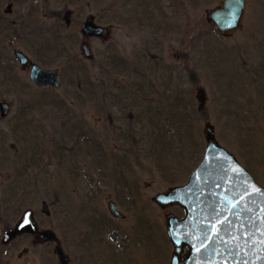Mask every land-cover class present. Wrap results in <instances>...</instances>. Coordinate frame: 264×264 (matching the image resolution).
I'll use <instances>...</instances> for the list:
<instances>
[{"label":"rangeland","instance_id":"1","mask_svg":"<svg viewBox=\"0 0 264 264\" xmlns=\"http://www.w3.org/2000/svg\"><path fill=\"white\" fill-rule=\"evenodd\" d=\"M1 1L3 4L0 5V28L4 25L8 27V23L3 25L1 19L6 22H14L11 27L18 29V33L15 39H5L7 42L6 53L5 55L2 53L0 56V101H4L9 110L7 117L0 119V194L1 198L5 199L4 194L15 192L13 202L15 206H20L21 199L26 197L27 200L33 198L32 206L37 203L38 207H40L43 198L54 199L56 205L54 204L51 210H54L52 212L55 213L49 217L48 221L42 218L44 227L40 228V231L53 232L58 241L67 247L66 243L71 242L72 239H78L85 232V226L88 227V223H90L87 215L92 214V211H90L91 207L88 205L89 202L85 195L96 194V204L93 206L95 217L93 219L116 226L125 239L126 237L129 239L133 235L130 227L136 220L139 222L142 219L145 222L147 220L149 224L154 223L158 226L155 228V231L158 232L155 233V237L157 241L160 240V230L163 231V216L166 212L158 210L150 203V199L171 186L183 183L188 174L198 165L205 148L202 135L205 122L199 117L194 118V112H191L192 108H186L182 113L192 116L191 119L183 117L178 121L175 120V131L166 132L165 137H159V140L152 137L150 144L153 146L150 145V149H153V152L150 150V159L145 154L141 155L140 159L138 158L139 163L135 165L134 176L131 175L133 179H129L131 184L137 181L136 186L127 183L129 180L125 174L127 182L122 183L126 184L133 192L126 202L131 204L134 210L132 214H126L123 210L124 219L113 221L114 219L109 216L106 208L109 201L115 205L118 204L114 199L115 193L112 186L109 184V177L111 178L116 172L112 170L115 168L109 165L105 169L109 177H104L102 181L100 175H92L90 180H86V177L82 176L77 180L79 183L73 185L67 178H64L61 170H55L59 166L50 145V138L54 134H63L66 130L65 119H69L70 129H76V125L81 124L77 117L85 115L84 119H93L96 113L95 104H104V101L96 102V99H110L115 95L119 88L115 83L124 82L126 85L129 73L127 67L132 65L131 58L140 57L146 50L150 51L152 55L153 51L157 50L154 56L155 61H149L148 64L150 74H153L155 68H160V64L164 63L163 71L167 69L168 74L171 73L170 80L171 83H174L173 77L179 78L178 73L185 78V73L181 74L183 72L182 62H187L190 70L195 71L198 86L205 89L208 97L206 109L203 112L206 113V118L210 119L208 122L214 126L216 139L221 146L232 152L242 165L247 166L257 176L258 184L264 188V115L260 102L248 91L247 87L249 75L255 69L254 64L260 66L264 61V0H246L243 27L232 39L222 41L223 45H221V41L219 44L215 40L213 32L203 23L204 11L216 6L219 0H170L169 3L167 0L166 2L163 0H47L46 2L44 0H27L34 6V23H24L20 18L21 4L14 0ZM159 1L161 2L158 3ZM8 3L13 4L15 14L11 16L3 15V10ZM169 4L170 7H173L172 9H169ZM140 5L149 7L154 12L153 27L150 29L153 38L150 35L147 36L144 33L145 30H142V37L138 32L132 30L135 23L132 10L137 13L136 8ZM23 8L22 12H25L26 5ZM66 10H71L74 26H79L89 17H93L94 23L104 27L107 31L105 38H90L88 42L86 41L93 56V66L91 68L89 65V71L85 73L79 70L73 72L69 67L61 66V63L65 62V58L60 57V47L64 46V43H57L54 35L64 33L65 27L60 19L58 21L52 19L55 15ZM154 30H156L155 33ZM67 33L64 35L66 36ZM75 35L77 40L70 46V55L79 56L82 41L78 32ZM46 43H48V49L35 54V50ZM56 45L60 47H56ZM52 47L58 52L55 53V49L53 50ZM16 50L22 51L35 63L54 55L55 64H60L62 67V71L59 72V89L56 91L48 88L38 89L31 85L27 79V73L21 71L13 60V52ZM105 51L117 53L123 61L131 64L125 66L126 69L122 67V64L111 68L105 64ZM99 54L101 57H98ZM6 64L7 66H5ZM41 64L45 67L55 68V65L48 61L46 64ZM209 66L216 67L211 76L208 71ZM172 67L178 72H175ZM4 69L9 71L5 76L2 72ZM111 71L113 74L121 76L117 77L115 83L105 79V85L101 88L97 76L101 77ZM125 71H127L126 74L123 73ZM78 75L82 77V82ZM131 77L133 76L131 75ZM137 77L138 80L141 79L140 76L137 75ZM85 79L89 83H86ZM221 82H226L225 87L219 85ZM107 88L112 90V93H107ZM217 89L224 92L223 98L219 99L220 95ZM241 90L244 92H242L244 96L236 101L239 105H245L248 101L247 112H245L246 108L243 109L244 111L241 112L238 119H235L231 114H229L231 115L229 118L226 116L217 118L218 110L222 109L224 102L220 100L225 96L232 99L233 95H239ZM160 91L162 94L168 95L166 92L170 89L167 91L160 89ZM185 92L181 94L183 98L193 102L195 99V94H191L194 92L193 87L187 85ZM185 94L188 96L185 97ZM218 101L219 103H217ZM19 111H27L28 117L25 118V121H21V118L17 120L16 129L13 130L9 123ZM232 112L234 111L231 109L230 113ZM184 121L188 124V129ZM25 126L26 129H29L28 145L34 148V145L37 147V143H40L42 139L45 140L41 148H38L41 152V154L38 153L41 160H38V166L34 172L38 187V195L35 198L30 193L32 189L24 183L16 189L9 186L13 185L10 183L14 174V170H12L13 158L18 161L20 160L19 156L23 153L17 136ZM235 129L240 135L238 140L234 133ZM95 131L97 132L98 128ZM161 142L164 145V150L159 148ZM23 143L22 139V145ZM190 147L191 149L188 151ZM192 148L199 151V155L191 157ZM120 171L122 170L119 169ZM176 178L178 179L175 180ZM33 179L31 177L30 180L34 182ZM86 182L87 184H85ZM101 183H106L109 189L102 188L104 186ZM25 192L27 194H24ZM124 208L127 209L126 203H124ZM167 212L174 213L175 211L167 210ZM2 213L3 210L0 207V215ZM136 215H141L140 220ZM10 219L13 220V218ZM16 219L14 217L15 224L17 223ZM82 219L86 220L82 221ZM10 223L0 221V256L4 257L1 262L37 264L36 256L30 253L24 254L23 250L32 246L30 250L41 251L45 245L37 237L31 235H24L23 238L20 235L16 237V240L6 242L4 230L12 228ZM145 226L147 225L145 224ZM75 229L78 230L75 231ZM19 255H21L20 259H18ZM151 256L154 259L156 255L151 254ZM135 259L137 264H156L151 262L150 257L147 258L146 254L137 253ZM158 264H163V262L158 261Z\"/></svg>","mask_w":264,"mask_h":264},{"label":"water","instance_id":"2","mask_svg":"<svg viewBox=\"0 0 264 264\" xmlns=\"http://www.w3.org/2000/svg\"><path fill=\"white\" fill-rule=\"evenodd\" d=\"M244 6V0H223L208 13L207 22L221 36L229 37L241 27ZM82 34L99 37L103 31L88 22ZM83 51L88 58L84 46ZM16 59L22 68H29V79L36 86H58L56 71L30 65L21 54H16ZM6 113L1 103V117ZM205 140L203 161L188 183L155 199L162 207L177 204L185 213L182 220L167 217V235L175 249L171 264H264V191L232 155L217 145L210 125L205 127ZM110 211L116 216L113 209ZM43 213L48 215L45 204ZM22 232H36L30 212L24 215L15 234ZM53 239L50 233L42 234V240ZM183 245L188 253L178 263Z\"/></svg>","mask_w":264,"mask_h":264},{"label":"trees","instance_id":"3","mask_svg":"<svg viewBox=\"0 0 264 264\" xmlns=\"http://www.w3.org/2000/svg\"><path fill=\"white\" fill-rule=\"evenodd\" d=\"M160 2L161 1H159L158 3H160ZM136 10H137V13L135 12V10H132L134 12L133 16L136 18V20L142 18V22L139 24L138 21H135L134 27L138 30H145V32L151 33L150 29L153 27V17H154L153 10H151V8H149V7H143V5L138 6L136 8ZM135 13H136V16H135ZM155 32H156V30H154V33ZM2 43L4 45V43H6L5 40H0V44H2ZM2 48H5V47L2 46ZM118 58H119L118 61H120L122 63V61H123L122 58H120V57H118ZM112 60H113L112 57L106 58L105 64L111 66ZM125 63L122 65L125 66ZM127 64H129V63H127ZM146 64H147L146 55L144 54L143 57L135 59L133 61L132 67H129V68L133 69V71H135V72L138 71L139 74L141 76H143L145 74V72H143V69L146 68ZM187 71L188 70L185 69V73ZM188 73L191 76L194 75V74H192V72H188ZM78 76L80 77V80L82 82V77L80 75H78ZM106 78L110 82L113 81L112 77H110L108 74H107ZM146 81H148V82H146ZM85 82L89 83V81L87 79H85ZM140 82H141V84L149 85L151 89L154 87L153 82L147 76H144V80L142 79ZM171 86H172V88H171ZM163 87L166 91L168 90V88H171L170 93L168 94L164 103H163V98L160 99V98L154 97L153 95L150 96V98H149L150 111L145 110V113H144L146 118L140 117L141 113L138 112L141 108H143V105L140 107H138V105H135L134 107L129 109L132 111V115H134V116H133L132 120L128 121L127 128L129 130L133 129L134 133L137 130L138 134L145 132L147 134V136L149 137V141L141 144L140 148L147 147L150 145L153 146L152 144H150V142H152V137H156L159 140L160 138L165 137L166 132L172 133L173 131H175V120L178 121L179 119H182L183 117H185V115H183V114L176 115L175 113H171V111H170L171 105L174 104L175 102H177L176 89H180V87L176 86V85H169V84H166ZM84 90H85V88L83 87V91ZM126 96H127V94L122 95V97H126ZM172 97H174L173 100H172ZM231 102H232L231 105L233 107L235 105V100H232ZM262 102L264 103V99ZM187 107H188V104H186V105L183 104L182 106L178 105L174 108V110L176 109V112L181 110L183 113V111ZM239 110H241V108ZM230 114L234 117H238L240 115V113L239 112L237 113V111L232 112ZM200 116L204 118L205 114L201 113ZM184 124L187 125V129H188V124L186 123V121H184ZM177 128L179 129L178 123H177ZM234 133H236V139L240 138V135L236 129H235ZM138 134H134L133 135L134 138H138ZM134 144H137L136 140L134 141ZM93 147H95V144H93ZM96 148H98V146ZM162 150H164V145L162 146ZM195 154H196V152H195ZM197 155H199V151L197 152ZM80 157H81V155L75 154L74 156H72L68 159L67 163H69L73 168L74 167L77 168L76 165H77V162L79 161ZM24 167H27V165H25ZM29 170H31V169H29ZM28 171H25L24 174H27ZM22 177L24 178L23 175H22ZM30 187H33L32 188V191H33L34 190V183L32 185L30 184ZM10 194H4L3 197L5 196V199L1 198V200H0V207L2 208L5 216L7 214H11L15 208L13 206V204H14L13 202L15 200V197L13 194H11V195ZM21 201H22L21 204H24L26 202V198H22ZM5 216H3V217H5Z\"/></svg>","mask_w":264,"mask_h":264},{"label":"flooded vegetation","instance_id":"4","mask_svg":"<svg viewBox=\"0 0 264 264\" xmlns=\"http://www.w3.org/2000/svg\"><path fill=\"white\" fill-rule=\"evenodd\" d=\"M83 238L84 241L80 244L79 248L74 247L77 245L75 243H66V245H68L67 247H69V251L65 253L68 264H73L72 260L74 264H103V262H105V264H107V262H112L114 264H131L130 245H127V250L118 254L113 253L116 251L113 248L114 243H105V241H97L96 243L90 242V235L88 233H85ZM43 251L45 255L51 252L49 247H45Z\"/></svg>","mask_w":264,"mask_h":264}]
</instances>
